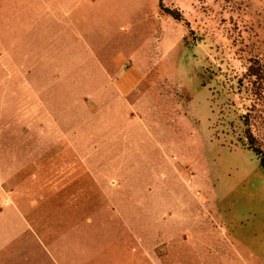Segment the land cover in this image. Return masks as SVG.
I'll list each match as a JSON object with an SVG mask.
<instances>
[{
  "label": "rangeland",
  "instance_id": "374dc122",
  "mask_svg": "<svg viewBox=\"0 0 264 264\" xmlns=\"http://www.w3.org/2000/svg\"><path fill=\"white\" fill-rule=\"evenodd\" d=\"M45 1L0 0V264H264V173L202 83L264 151V0Z\"/></svg>",
  "mask_w": 264,
  "mask_h": 264
},
{
  "label": "trees",
  "instance_id": "16d2710c",
  "mask_svg": "<svg viewBox=\"0 0 264 264\" xmlns=\"http://www.w3.org/2000/svg\"><path fill=\"white\" fill-rule=\"evenodd\" d=\"M208 73L211 72L209 71ZM245 74L246 76L244 77L247 78L246 84H248L249 87L245 86L242 78L238 77L236 87L237 93L241 91L244 92L245 90H251L252 92L253 80H251V77L255 76L256 73L252 68L247 67ZM206 78L209 81L213 80V85L210 89L209 107H211V111L214 112V105L218 106L216 116H218L221 123L224 124V134H231L240 145L249 149L256 157L258 165L264 173V151L251 132L248 112L239 109L231 102L234 88L230 85L231 83L228 82L229 79L224 80L217 76L211 77L210 74H207L202 80L203 84L206 83Z\"/></svg>",
  "mask_w": 264,
  "mask_h": 264
},
{
  "label": "crops",
  "instance_id": "0c3cea01",
  "mask_svg": "<svg viewBox=\"0 0 264 264\" xmlns=\"http://www.w3.org/2000/svg\"><path fill=\"white\" fill-rule=\"evenodd\" d=\"M83 1H86V0H81V1L78 0L77 2H75V0H71V1H67V3H65L64 1L61 2L59 0H49V1H45L43 3V5L42 4H40V5L43 9L42 13L45 17L49 18L50 15L53 13L56 15L57 19L59 20L58 23H62L60 21L61 18H65V17L69 18V15H71L70 9H73L74 7L75 8L79 7V8L88 9L86 7H92L90 5V4H92V0H87L88 2H83ZM28 6H30V5H28ZM50 9H53V11H51ZM68 12H70V13L67 15ZM76 14H77V11L75 12V15ZM80 14H82V13H80ZM92 18H96V16H92ZM119 54L122 55L121 53H119ZM107 59H112V58L110 56ZM117 65H120L121 67L119 66L118 68H115V71H116L115 76L112 78L104 80L103 83H101V85H99V86L104 87L106 89H109V91L112 92L114 95L117 94L124 99L133 90L135 85L140 81L139 79H140L141 75L139 74L138 69H135L133 67L128 69V68L122 66L121 64H117ZM97 66H98L97 71L107 73L109 71H114V67H112V66H115V65H114L113 61L111 60V63H109V64L108 63H103V64L100 63V64H97ZM116 69H118V70H116ZM81 70L82 69H80L79 71H81ZM59 71H60V69H59ZM61 149H62V147L60 145L58 150H61ZM110 184L112 185V187L114 186V188H119L118 182L116 183L113 180H111ZM10 210H11V212H15V214L18 213L17 208H15L14 203H12V202H11V209ZM13 219H15V218H13ZM10 228L14 229L13 226H10ZM28 228H29V226H28ZM11 231H14V230H11Z\"/></svg>",
  "mask_w": 264,
  "mask_h": 264
}]
</instances>
